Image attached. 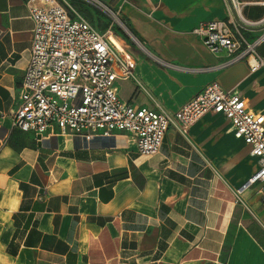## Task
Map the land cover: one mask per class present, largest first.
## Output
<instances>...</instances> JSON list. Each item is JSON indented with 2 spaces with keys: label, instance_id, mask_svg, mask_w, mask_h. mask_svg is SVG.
<instances>
[{
  "label": "crops",
  "instance_id": "obj_1",
  "mask_svg": "<svg viewBox=\"0 0 264 264\" xmlns=\"http://www.w3.org/2000/svg\"><path fill=\"white\" fill-rule=\"evenodd\" d=\"M101 1L142 45L122 39L136 59V76L116 82L124 101L175 111L218 81L264 113V68L160 62L223 60L192 29L225 18L224 0ZM243 11L259 19L264 5ZM34 29L26 0H0V264H264L258 185L236 197L259 159L223 113H206L186 134L170 126L150 155L133 133L86 139L13 125Z\"/></svg>",
  "mask_w": 264,
  "mask_h": 264
},
{
  "label": "built area",
  "instance_id": "obj_2",
  "mask_svg": "<svg viewBox=\"0 0 264 264\" xmlns=\"http://www.w3.org/2000/svg\"><path fill=\"white\" fill-rule=\"evenodd\" d=\"M131 1L122 0L121 7ZM224 2L225 18L202 21L192 29L213 53H224L223 60L213 67L199 68L160 62L201 71L246 61L252 72L263 69L264 56L259 54L258 46L264 42V16L251 19L243 9L246 4L264 5V0ZM26 3L35 29L20 86V105L13 115L14 126L43 135L59 132L86 139L116 132L133 133L138 150L150 155L160 149L170 126L186 134L206 113H223L235 136L250 145L251 154L259 159L258 169L236 189V197L241 200L242 190L256 184L264 202V113L252 111L242 95L225 89L218 81L208 83L175 111L159 102L154 107L126 102L120 97L116 82L136 76V59L114 29L116 22L124 23L119 11L101 0ZM75 3L95 8L105 16V24L88 19ZM111 33L123 47L110 39ZM130 35L135 37L131 32Z\"/></svg>",
  "mask_w": 264,
  "mask_h": 264
},
{
  "label": "rangeland",
  "instance_id": "obj_3",
  "mask_svg": "<svg viewBox=\"0 0 264 264\" xmlns=\"http://www.w3.org/2000/svg\"><path fill=\"white\" fill-rule=\"evenodd\" d=\"M75 6L88 19L93 20L95 22L97 21L100 25L105 24V22H106L105 16L103 14L99 13V11H97L95 8L89 7L87 5H83L81 3H75ZM113 9L116 10L115 7H113ZM112 17H110V18L112 19ZM121 20L124 22V20L122 18H121ZM114 29H115L116 33L125 41V43H127L129 45L130 48L133 49L135 47H139L142 49V47H140V45L136 42V40L130 35L129 32H127L125 30V28H123L121 26L120 23L116 22ZM262 45L264 46V42Z\"/></svg>",
  "mask_w": 264,
  "mask_h": 264
},
{
  "label": "bare ground",
  "instance_id": "obj_4",
  "mask_svg": "<svg viewBox=\"0 0 264 264\" xmlns=\"http://www.w3.org/2000/svg\"><path fill=\"white\" fill-rule=\"evenodd\" d=\"M120 22V24H121V26L123 27V28H125V30L127 31V32H129L128 31V29H126V27H125V25L121 22V21H119ZM130 33V32H129ZM113 33H111L110 34V39L111 40H113L114 38H113ZM134 39H135V37H134ZM136 40V42L140 45V46H142L141 44H140V42L137 40V39H135ZM114 41V40H113ZM115 42V41H114ZM117 44V43H116ZM119 47H122L120 44H117Z\"/></svg>",
  "mask_w": 264,
  "mask_h": 264
},
{
  "label": "water",
  "instance_id": "obj_5",
  "mask_svg": "<svg viewBox=\"0 0 264 264\" xmlns=\"http://www.w3.org/2000/svg\"><path fill=\"white\" fill-rule=\"evenodd\" d=\"M129 29V28H128ZM129 31H130V29H129ZM131 32V31H130ZM132 33V32H131ZM133 34V33H132Z\"/></svg>",
  "mask_w": 264,
  "mask_h": 264
}]
</instances>
